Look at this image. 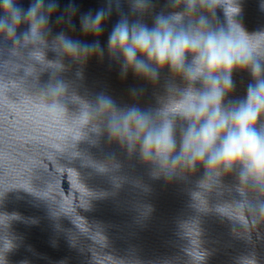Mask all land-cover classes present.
<instances>
[{
	"label": "water",
	"instance_id": "water-1",
	"mask_svg": "<svg viewBox=\"0 0 264 264\" xmlns=\"http://www.w3.org/2000/svg\"><path fill=\"white\" fill-rule=\"evenodd\" d=\"M56 2L48 47L0 37V264H264V212L238 207V168L209 178L197 164L168 179L138 149L112 139L102 119L91 117L101 94L118 107L150 111L156 124L162 115L180 111L179 104L169 103L172 89L189 83L168 67L155 83L131 71L122 75L108 37L122 17L151 28L157 15L183 6L151 0L141 13L135 0H111V15L94 37L81 33L80 17L107 8L109 0ZM236 2L241 11L233 19L249 34L264 31L262 0H215L213 27L227 29ZM30 3L19 0L25 10ZM70 4L74 31L68 25ZM58 16L65 21L58 24ZM61 31L98 41L103 55L86 63L60 57L51 40ZM232 78L235 88L225 105L245 98L253 82L247 71H234ZM57 81L64 85L56 98L61 107L52 109L48 89ZM191 87L201 89L202 83ZM168 118L179 151L188 122L179 115Z\"/></svg>",
	"mask_w": 264,
	"mask_h": 264
},
{
	"label": "clouds",
	"instance_id": "clouds-1",
	"mask_svg": "<svg viewBox=\"0 0 264 264\" xmlns=\"http://www.w3.org/2000/svg\"><path fill=\"white\" fill-rule=\"evenodd\" d=\"M214 2L171 0L172 8L183 6V11L157 15L151 28L122 17L108 37L109 53L121 61L122 75L131 71L136 77L155 83L160 70L168 67L189 83L182 90L172 89L174 95L169 103L179 104L180 111L161 114L163 119L156 124L150 111L136 105L118 107L111 97L101 94L91 117L102 119L112 139L131 150L138 149L141 159L168 179L193 170L197 164L205 167L209 178L238 168V207L260 214L264 212V57L260 55L264 31L249 34L233 19L241 11L237 2L238 11L231 22L228 20L227 29L213 27L210 17L217 8L213 10ZM150 4L151 0H135L136 10L141 13ZM58 7L56 0H31L25 10L19 0H0V37L14 45L48 47L50 21ZM261 8L264 10V0ZM111 11L109 0L107 8L98 9L94 15H82L81 33L99 37ZM68 14V25L74 31V5L68 6ZM64 21V16L56 19L58 24ZM22 24L28 27L18 32ZM51 49L60 57L82 63L94 55H103L98 41L73 39L63 31L52 38ZM234 71L249 72L253 82L248 85L245 98L225 105V96L235 88ZM196 81L202 83L201 89L191 87ZM63 88L62 81L49 87L48 95L53 100L49 108L61 107L56 98ZM132 95H136L135 90ZM170 115H179L188 122L179 151Z\"/></svg>",
	"mask_w": 264,
	"mask_h": 264
}]
</instances>
